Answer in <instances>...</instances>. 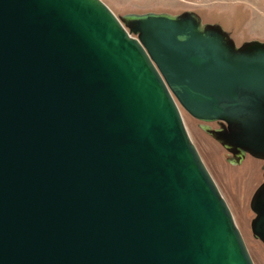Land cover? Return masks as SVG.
<instances>
[{
    "label": "water",
    "instance_id": "1",
    "mask_svg": "<svg viewBox=\"0 0 264 264\" xmlns=\"http://www.w3.org/2000/svg\"><path fill=\"white\" fill-rule=\"evenodd\" d=\"M181 107L232 162L264 157V40L192 9L0 0V264H255ZM251 205L264 241V185Z\"/></svg>",
    "mask_w": 264,
    "mask_h": 264
},
{
    "label": "rangeland",
    "instance_id": "2",
    "mask_svg": "<svg viewBox=\"0 0 264 264\" xmlns=\"http://www.w3.org/2000/svg\"><path fill=\"white\" fill-rule=\"evenodd\" d=\"M116 14L128 11L195 10L204 21L219 23L236 45L250 39L264 40V0H104ZM186 128L202 159L228 202L236 223L244 233L255 264H264V245L253 239L248 221L252 216L248 201L263 178L260 160L249 153L238 162L229 150L200 127L197 119L181 107ZM215 126V122H208Z\"/></svg>",
    "mask_w": 264,
    "mask_h": 264
},
{
    "label": "flooded vegetation",
    "instance_id": "3",
    "mask_svg": "<svg viewBox=\"0 0 264 264\" xmlns=\"http://www.w3.org/2000/svg\"><path fill=\"white\" fill-rule=\"evenodd\" d=\"M212 122H215V126H213V127H227V124L225 122H223V121H212ZM250 155L253 156L254 158L260 160V168H261V173L263 175V178L259 181V183L256 185V187L254 189V192H255L257 188H259L261 185H264V157L254 156L252 154H250ZM234 157H235L234 151L229 150V158L231 159V158H234ZM254 192H253V194H254ZM253 194L251 195V197L249 198V201H248L249 211H251V213H252V216H251V218L248 221V225H249V228L251 229V234H252L253 239H255L256 241H260L264 245V241L260 237L256 236L254 234L253 230H252L253 221H254V218L257 215V212L252 208V205H251V200H252ZM237 225H238V227L240 229V226H239L238 223H237ZM241 233H242V235H243V237L245 239V236H244V233L242 232V230H241ZM245 241H246V239H245ZM251 256H252V254H251Z\"/></svg>",
    "mask_w": 264,
    "mask_h": 264
}]
</instances>
